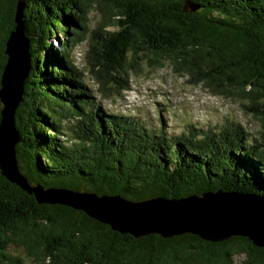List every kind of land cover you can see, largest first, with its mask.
Masks as SVG:
<instances>
[{"label": "trees", "instance_id": "obj_1", "mask_svg": "<svg viewBox=\"0 0 264 264\" xmlns=\"http://www.w3.org/2000/svg\"><path fill=\"white\" fill-rule=\"evenodd\" d=\"M19 2L30 64L13 115L14 172L0 155V264H264V247L242 233L136 234L80 206L89 196L264 200V147L240 124L167 133L105 113L84 75L122 96L141 58L167 60L192 84L248 98L264 119V0H0V80ZM94 7L104 19L81 68L71 51L87 39ZM51 189L86 197L43 195Z\"/></svg>", "mask_w": 264, "mask_h": 264}, {"label": "rangeland", "instance_id": "obj_2", "mask_svg": "<svg viewBox=\"0 0 264 264\" xmlns=\"http://www.w3.org/2000/svg\"><path fill=\"white\" fill-rule=\"evenodd\" d=\"M87 19V39L83 40V42L71 51V59L78 67L81 68L88 66L86 52L89 46V38L92 33H94L93 31L98 24L103 21L104 15L99 8L94 7L89 10ZM84 75L87 86L91 87L94 92L93 96L96 104L101 110L105 111V113H113L129 119L138 118L149 127H157L161 123L163 129L167 133H180L182 130L185 131L186 129L192 128L204 131H218L224 126L238 123L244 127L246 131H248L250 140L258 146L264 147V119L260 115L255 114V112L251 109V104L248 98H242L234 94L224 95L221 93H212L203 85L192 84L188 81L189 77L187 74L176 73L167 60L148 63L146 57L141 58L139 60L138 67L128 74L126 83L129 88L123 90L122 96L112 95V88L108 91L106 89L109 88L104 89L99 87L96 83V77L92 76V74H90L87 70L84 71ZM259 102H261V100H259ZM68 123H70V121L65 122L64 130L68 132L69 136H71L73 131L69 129L67 131ZM68 127H70L69 124ZM8 160L9 162H12L10 156ZM11 162L9 164L11 167L9 170L14 172ZM39 189L40 188H37V192H39ZM47 194L57 195V192L47 191ZM47 194L43 193L44 196ZM64 195L66 196V192H60V196ZM70 195L77 198L86 197L77 193ZM38 197L40 196L38 195ZM89 198L95 199L92 196H89ZM110 200L108 201L103 198L102 201H99L101 203V207L105 208V214L103 215H106V217L107 214L114 217L112 215V213L114 214V210L112 211L111 208L116 207L117 209L119 205L121 206L123 205L122 203H126L122 202V200H118L117 198ZM198 201L201 205L205 203L204 205H206V208L208 207V204L212 209L217 206H224L225 210H227V212L230 211V213H232V210L236 207V205L244 208L248 202H252L253 205H257L258 203V205H262L258 208L264 209V201L262 198L243 194L217 193L214 196H211V194L200 198L191 196L186 199L171 202H164V200L157 198V200L151 202L146 200L143 202H136V204L132 203L135 206L133 207L132 205L131 208L135 209V211L131 212H139V216L137 217L139 222L134 226L139 227V224L145 226L144 223H142V221H146L145 219H147L145 227L149 228L152 227V225L159 226V221L163 222L160 223L162 225H170L175 221H173L172 218H183V215L171 216L172 213L168 211L172 207L176 204L175 208L177 206H184L186 203H190V205L192 203L196 204ZM242 203L245 205L243 206ZM110 204H112L111 207ZM107 206L110 207V211L112 213L106 209ZM196 206L199 208L198 205ZM256 208V206L253 207V209ZM187 209L189 210L190 208ZM159 210L163 212L156 215L158 217V223L156 222L155 213ZM188 213H191L190 210ZM207 214L208 217H206L210 219L211 215L208 211L205 215ZM231 215L229 214L228 217L230 218ZM232 227H234V225L231 223L230 225L228 224V226L226 225V232L222 233H230L232 231L230 228ZM215 236L217 237V235ZM242 257L243 256L241 254H237L234 256V261L239 262Z\"/></svg>", "mask_w": 264, "mask_h": 264}, {"label": "water", "instance_id": "obj_3", "mask_svg": "<svg viewBox=\"0 0 264 264\" xmlns=\"http://www.w3.org/2000/svg\"><path fill=\"white\" fill-rule=\"evenodd\" d=\"M23 6L24 5L22 2H19L17 4V8L15 12L16 25L6 41L5 53L7 54V61L4 66V69L1 75V80H0L1 81L0 82L1 83L0 100L3 105L0 111V116H1L0 155L7 156V160L9 156L11 157L12 162L11 161L10 162L13 166V170H14V163H13L14 143L17 141V137H18L16 129L13 125V118H14L13 115H14V110L16 106L21 100V95L23 91V80L28 73L29 64H30V54L28 50L29 41L24 34V19H23V13H22ZM49 191H55L57 192V194L58 193L60 194V192H65V191H57L53 189ZM70 194H73V193L68 192L66 193V196L68 195L67 197H73ZM50 195L52 196L53 194H50ZM205 195H209V194L204 193L201 196H194V197L200 198ZM212 195L214 196L215 194H211V196ZM102 198H99L100 200L96 198L98 200L93 199L92 201L91 199L89 200L83 199L80 206L85 208L88 212L93 213L97 217H101V216L106 217V215L105 216L103 215L105 214L104 212L105 208H102L101 203L99 202L103 200ZM186 198H189V197H185L184 199ZM71 200L76 201L77 198L75 199L72 198ZM106 200L109 201L110 199L108 198ZM155 200L157 199H152V201H155ZM171 201H176V200L174 199L164 200V202H171ZM148 202H151V201H148ZM132 203H135V202H131V203L127 202L125 204L122 203L123 205L121 206L119 205L118 208H131L133 205ZM204 204L201 205V203H199L198 201L196 204L192 203L190 205V203H186L184 206H180V207L177 206L175 208V206L177 205L176 204L168 212L172 213L171 216L183 215V218L181 219H179L178 217L172 218L173 221L174 220L176 221V222L174 221V223L172 222L173 226L172 224L162 225L160 223H163V222L161 221H159L160 223L158 222L157 220L158 217L156 215H158V213H162L163 211L161 210L155 213L156 222L159 223V226L152 225V227L150 228L148 227L144 230H140V228L142 227H138V226L135 227L134 225L128 224L127 222L128 220H136L137 217L139 216L138 214H132L129 216H122V215H116V214L114 215L110 211V207L107 206L106 209L109 210L114 217L107 214V217L104 219L108 220L116 227H120V229L122 230H131L135 232L136 234L148 232L150 230L160 232L163 235H172V234L180 233L183 231H195V232H200L202 234H206V235L213 236V237L214 235H217L218 237H223V236L227 237L228 235L232 233H242L244 235L249 236L251 239H253L255 244L264 247V213H262L263 210L260 211L258 210V207H257L256 209L253 210V212H248V211L243 210L241 213L234 215L233 210H232V213H230V211L227 212L224 206H221V207L217 206L212 209L209 204L207 205L208 206L207 208H206V205ZM196 205H198L200 209ZM134 206L135 205H133V207ZM187 208H190L189 210L191 213H188L189 210ZM206 210L211 215L210 219L207 218L208 214L205 215V213H207ZM229 214L230 215L232 214L230 218L228 217ZM224 215H225V218H224ZM219 216H222V217H219ZM145 220L147 221V219ZM146 221H142V223H144L145 226H146V223H145ZM225 223L227 226L228 224L230 225V223L234 225V227L230 228V230H232L230 233H222V232H226ZM214 233H217V234H214Z\"/></svg>", "mask_w": 264, "mask_h": 264}, {"label": "bare ground", "instance_id": "obj_4", "mask_svg": "<svg viewBox=\"0 0 264 264\" xmlns=\"http://www.w3.org/2000/svg\"><path fill=\"white\" fill-rule=\"evenodd\" d=\"M67 198H70V199L74 198L75 199L77 197L73 196V197H67ZM112 201H114V200H112ZM147 201H152V200H147ZM242 204H243V206L245 205L244 203H242ZM110 206H112V204H110ZM254 206L259 207V206H262V205H258V203H257V205H255V204L253 205L252 202L251 203L248 202L247 205L244 206V208L239 207V205H236V207L233 209L234 215L241 213L243 210L248 211V212H253V210H254L253 207ZM111 210H114V215L116 214V215H122V216H129V215H132V214H138L137 212L136 213H132L131 211H133V212L135 211V209H132V208H117L116 209V207H115V208H111ZM258 210H260V211L263 210L262 213H264V209L263 208H258ZM127 222L129 224H131V225H137L139 220H137V219L136 220H128ZM139 227H142V228H140V230H142V229L144 230V229L148 228V227H143L140 224H139Z\"/></svg>", "mask_w": 264, "mask_h": 264}]
</instances>
